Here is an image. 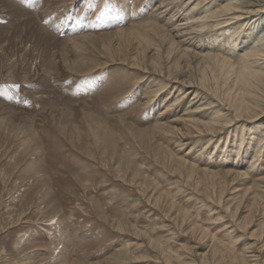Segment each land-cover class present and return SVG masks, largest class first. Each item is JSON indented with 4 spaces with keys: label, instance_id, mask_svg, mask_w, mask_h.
<instances>
[{
    "label": "rangeland",
    "instance_id": "374dc122",
    "mask_svg": "<svg viewBox=\"0 0 264 264\" xmlns=\"http://www.w3.org/2000/svg\"><path fill=\"white\" fill-rule=\"evenodd\" d=\"M157 4L158 0H0V264H167L155 258L160 251L149 240L197 263L208 251V241L187 232L193 222L207 230L208 239L234 225L233 238L227 236L234 241L228 244L229 252L240 251V241L255 240L256 263L264 264V220L256 214L263 210L264 197L251 209L253 215L246 216L250 203L242 194L249 189L223 175L237 167L231 166L230 155L239 151L241 160L248 147H234V130L250 123L237 119L230 109L232 119L221 134L201 135V140L195 134L174 135L184 143L179 154L187 160L196 156L193 163L200 171L192 177L155 155L153 147L161 137L153 141L148 134L137 136L138 127L153 128L158 111L174 94L165 76L114 60L101 41L117 45L118 29L146 22L168 29L164 14L153 11ZM85 34L100 38L94 53L86 52L81 59L69 39ZM222 37L202 38L216 40L217 45ZM224 43L232 51L231 41ZM231 53H236L235 47ZM81 62L105 67L75 70L74 64ZM160 86L167 88L166 97L152 104L148 96ZM226 90L227 84L219 82L217 100L225 108ZM190 96L180 100L181 111ZM97 124L106 134L100 128L94 136ZM251 124L260 130L264 115ZM192 143L196 146L184 155ZM172 144L175 150L178 146ZM260 151L248 173L264 170V146ZM200 168L214 169L223 177L211 180ZM216 184L225 189L219 203L213 202ZM151 193L163 194V199L156 202ZM182 212L187 214L184 220L170 217ZM244 216L245 226L240 223ZM117 222L123 227H116Z\"/></svg>",
    "mask_w": 264,
    "mask_h": 264
},
{
    "label": "bare ground",
    "instance_id": "6f19581e",
    "mask_svg": "<svg viewBox=\"0 0 264 264\" xmlns=\"http://www.w3.org/2000/svg\"><path fill=\"white\" fill-rule=\"evenodd\" d=\"M206 2L200 6L201 0H158V4L153 11L154 13L164 14L165 22H163L166 23L168 29H163L161 26L149 22L136 24L129 29L121 28L116 31L119 33L118 39L121 38L117 45L109 46L104 41H101V43L114 60L165 76L166 86L169 87L170 92L174 96L158 111L153 128L143 130L138 127L137 136L148 134L150 135L149 139L153 141H156L154 139L156 135L161 137L162 139H160L165 144L160 143V139H158L159 141L155 142L156 145L154 144V147V142L151 145L154 148L155 155L159 156L164 163H172L174 170L178 172L184 169L187 177H192L193 173L199 170L196 164L193 163L196 160V156L190 155V160H187L182 154H179V150L184 143H180L181 140L177 138L175 140L173 138L174 135H178L179 138L192 134H195L198 138L204 137L201 135H205L208 138L209 136H216L225 130L226 127H229L232 119L229 116L230 109L234 112V116L237 119L250 123L249 125H240L238 132L236 129L234 130L233 142H236L234 147L239 148L238 150H240L239 146L242 145H248V147L246 146L242 150L241 160L239 159V151L232 156L230 155L232 158L231 166L234 163L236 164L235 167H237L231 168L232 170H227L223 174L224 176L231 175L233 179H236V182L238 181V184L245 185L246 190L249 189L248 193H243L242 196L249 199L250 205L247 208L248 215L246 216H250L253 215L251 214V209L260 206V200H263L264 197V170L257 169L253 173H248V167L251 166L252 160H256L261 153V146H264V139L261 137L264 134V126H261L259 130L258 127H254L251 124L264 115V0H216L214 4L212 0ZM206 30L213 33L207 34ZM213 34L216 40L223 36V43L213 45L216 40L213 42L203 41L202 37L211 38ZM99 38L85 34L69 40H71L70 43L73 48L82 56V59L86 52L94 53L97 48L95 41ZM228 40L231 41L230 45L233 48L235 47L236 53L234 55L231 53L233 48L229 52V48L225 46L224 42L228 43ZM133 44L135 45L133 46ZM130 46L134 48L133 51L129 49ZM99 66L105 67L99 62L91 63L90 65L81 62L75 63L74 69L88 71ZM219 82L223 85L227 84V90L224 94V100L228 101V103L226 102L228 104H226V108L217 100L219 95H217L216 89ZM161 86L155 90L153 89L152 95L148 96L153 97V103L149 101L152 104L158 101L160 104L164 101L166 96L163 97V94L167 88H161ZM188 95L191 96L188 97L189 99L186 100L181 111V108H179L182 105L180 100L184 97L187 98ZM173 106L174 109L169 111ZM100 128H103L102 134H106L104 127H99L97 124L94 128V136L98 135L96 133ZM103 139L108 140L107 138ZM94 140L98 144L99 139H97V136ZM244 140L245 144H243ZM206 141H208L207 138ZM171 142L174 146H178L175 150L169 147ZM190 146L187 152L184 151V155L191 152L193 146L196 145L192 143ZM250 146H252V150L249 151ZM249 154H251L250 157ZM235 155L236 157L233 159ZM247 158H250V162L247 161L248 165L246 166L245 161ZM201 171H203L204 176L206 174L211 180L215 177H223L219 171H214V169L207 170L202 168ZM223 182L226 183L225 181ZM154 188L156 189V187ZM214 192L216 193L215 197L212 194ZM223 192H225V189L223 190L221 186L216 184L212 185L211 194L208 192L204 194L206 196L212 195L211 197H214L213 202L219 203ZM150 197L157 202L163 197V194L157 193L156 196L155 193H151ZM256 214L262 216L264 220V207L261 213L258 211ZM185 215L187 214L182 212L170 217L177 221L180 218L184 220ZM243 220L244 222L240 221V223L245 226L248 223L245 221V216ZM193 223H191L190 227L187 226V232L196 239L204 238L206 242L208 241V251L201 254L197 263L193 258L188 261L184 260L186 256L181 251L174 253L165 252L159 242L149 240L150 244H154L160 251L159 256L155 258H161L167 264H190V262H195L196 264H251L252 261L257 264L255 240L243 243L239 238H235L236 242L240 241L243 245L242 249L237 252L234 250L233 253H231L232 251L229 252L231 248H229L228 244L234 241L227 238V236L233 238L231 233L232 230H235L234 225H230V227L232 226L231 230H224L221 236H212L208 239L207 235L204 234L207 230L204 231L205 229L203 230ZM238 224L236 223V225ZM116 225V227H123L118 222ZM261 227H264V224L261 223ZM260 231L264 232V228ZM190 248L187 247V249ZM57 260L59 261L60 259ZM29 262L26 264H29ZM119 262L121 261L114 260L113 263L120 264Z\"/></svg>",
    "mask_w": 264,
    "mask_h": 264
}]
</instances>
